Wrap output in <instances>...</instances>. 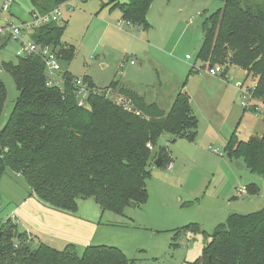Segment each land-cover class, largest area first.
Wrapping results in <instances>:
<instances>
[{
  "label": "trees",
  "instance_id": "16d2710c",
  "mask_svg": "<svg viewBox=\"0 0 264 264\" xmlns=\"http://www.w3.org/2000/svg\"><path fill=\"white\" fill-rule=\"evenodd\" d=\"M67 1L29 0L30 13L45 15ZM217 1L221 7L202 23L196 60L224 67L223 76L230 66L241 69L254 81L253 97L264 104V4ZM152 2L108 0L101 9L110 5V10H119L123 21L145 28ZM63 29L62 24L52 22L33 30L28 39L57 49L58 58L70 59L74 51L61 41ZM6 67L18 97L0 130V180L7 170L20 175L33 195L55 211L75 215L79 200H92L102 212L123 215L125 207L146 201L154 153L161 156L160 166L170 161L166 148L159 146L160 138L169 135L174 141L195 135L197 118L184 92L177 93L170 110L164 112L112 83L109 90L120 99L116 102L85 77L81 80L84 106H78L76 93L82 88L70 73L53 77L50 84L38 56L18 57L15 65ZM5 92L0 81V112ZM225 152L264 177V133L248 141L233 134ZM245 191V196L258 194L253 184ZM189 230L200 229L193 224ZM18 231L15 219L1 224L0 264H129L116 247L89 245L78 253L73 244L54 249L35 244L30 234ZM200 233L207 239L203 264H264V207L245 215L229 214L210 233Z\"/></svg>",
  "mask_w": 264,
  "mask_h": 264
},
{
  "label": "rangeland",
  "instance_id": "374dc122",
  "mask_svg": "<svg viewBox=\"0 0 264 264\" xmlns=\"http://www.w3.org/2000/svg\"><path fill=\"white\" fill-rule=\"evenodd\" d=\"M6 1L10 5L3 11ZM259 1L264 4V0ZM107 3L108 0H68L61 6V41L74 53L70 59L59 56L60 74L68 72L81 80L88 77L97 91H108V96L118 102L116 92L109 90L115 83L164 112L170 110L176 94L184 92L190 99L197 127L192 139L172 141L169 135L160 138L159 146L166 148L170 163L156 167L159 154L154 153L144 203L125 207L120 215L102 212L92 200H79L76 214L71 216L93 229L90 245L116 247L129 264H203L207 239L200 230L210 233L229 214L245 215L264 207V177L246 168L240 170L243 163L225 152L226 139L232 131L240 141L264 133V104L251 94L249 108L242 106L248 104V91L254 81L250 76L246 78L241 69L230 66L224 78L220 74L213 77L208 75V64L196 60L202 23L221 7L219 1L153 0L145 28L128 26L119 10H110V5L101 9ZM30 9L29 0H0V59L4 63L0 66V81L6 91L0 130L18 97L6 66L16 64L20 41H29L27 36L14 40L6 31L9 25L1 23H29ZM21 182L8 170L0 180V227L6 218L18 221L12 211L20 197L31 192L25 191L27 186L24 189ZM252 184L257 186L256 196L239 194ZM193 224L199 232L189 230ZM74 246L78 253L85 247L77 243Z\"/></svg>",
  "mask_w": 264,
  "mask_h": 264
},
{
  "label": "crops",
  "instance_id": "0c3cea01",
  "mask_svg": "<svg viewBox=\"0 0 264 264\" xmlns=\"http://www.w3.org/2000/svg\"><path fill=\"white\" fill-rule=\"evenodd\" d=\"M220 77L224 78L225 76H223L222 73L220 74ZM233 134H235V131H232V133L227 137L226 145ZM11 174L21 181L22 178L20 175L12 172ZM20 184L23 187L25 185L23 180ZM27 188L25 189L24 187L25 191L27 190V192H30L29 188ZM12 214H16L18 216V221L16 220L18 229H20L21 232L30 234L35 244L41 242L50 247L59 244L74 245L76 243L86 247L92 244L93 239L91 238L94 235L93 229H91L87 224L73 218L69 214L58 212L49 208L47 205L40 202L32 192L20 197L15 210L12 211ZM6 220L7 218L4 219L1 224H3ZM54 248L56 249V247Z\"/></svg>",
  "mask_w": 264,
  "mask_h": 264
},
{
  "label": "built area",
  "instance_id": "2783aa9c",
  "mask_svg": "<svg viewBox=\"0 0 264 264\" xmlns=\"http://www.w3.org/2000/svg\"><path fill=\"white\" fill-rule=\"evenodd\" d=\"M65 4V3H64ZM9 2L6 1L3 4L2 10L7 11L9 8ZM62 6V5H61ZM61 6H58L54 8L51 12L45 14V15H37V14H32V21L29 23H22L19 26H13L10 23H7L6 20L1 23V26L8 24V28H6V31L9 33L10 37H13L14 40H19V36H27L33 32V30L44 26L48 25L52 22L54 23H60L62 24L61 20V14H60V8ZM128 26H131L129 22L124 21ZM121 25V22L118 21L116 23V27L119 28ZM2 27L0 28V33H2ZM20 48L17 53L18 57H24V56H38L42 59L46 72L50 76L51 81L50 84H53V77H56L60 74V66L58 64V57L56 54V50L51 48L50 46L47 45H39L36 44L32 41H28L27 43L20 41ZM186 59H190V57L187 55L185 56ZM132 64V62H131ZM208 75L210 76H217L218 74H222V68L220 66H208L207 68ZM56 83V82H55ZM76 84L78 86H81L80 89L77 93V100H78V106H84V99H85V93L82 85L81 79L76 80ZM255 88V84L252 89L248 91V104L246 105L245 103L242 104L244 108H249V101L252 98V93ZM255 111L258 112V109H255ZM264 117V116H263ZM240 195H245L246 191L241 189L239 191Z\"/></svg>",
  "mask_w": 264,
  "mask_h": 264
},
{
  "label": "water",
  "instance_id": "95a60500",
  "mask_svg": "<svg viewBox=\"0 0 264 264\" xmlns=\"http://www.w3.org/2000/svg\"><path fill=\"white\" fill-rule=\"evenodd\" d=\"M0 65H1V59H0ZM160 164H161V156L158 155V156H157V159H156L155 162H154V165H155L156 167H159ZM235 165H236V166H239V163L236 162ZM244 168H245L244 166H239V169H240V170H242V169H244ZM131 206L134 207V205H131ZM0 236H1V233H0Z\"/></svg>",
  "mask_w": 264,
  "mask_h": 264
}]
</instances>
